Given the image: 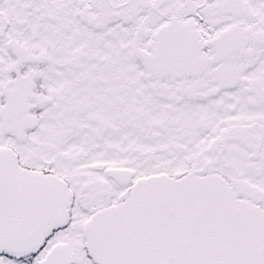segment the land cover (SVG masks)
I'll return each mask as SVG.
<instances>
[{"label": "snow or ice", "instance_id": "obj_1", "mask_svg": "<svg viewBox=\"0 0 264 264\" xmlns=\"http://www.w3.org/2000/svg\"><path fill=\"white\" fill-rule=\"evenodd\" d=\"M0 264H264V0H0Z\"/></svg>", "mask_w": 264, "mask_h": 264}]
</instances>
